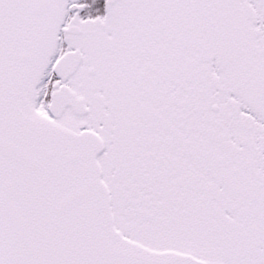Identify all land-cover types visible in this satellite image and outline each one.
<instances>
[{
  "label": "snow or ice",
  "instance_id": "1",
  "mask_svg": "<svg viewBox=\"0 0 264 264\" xmlns=\"http://www.w3.org/2000/svg\"><path fill=\"white\" fill-rule=\"evenodd\" d=\"M0 264H264V0H0Z\"/></svg>",
  "mask_w": 264,
  "mask_h": 264
}]
</instances>
